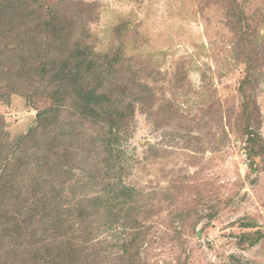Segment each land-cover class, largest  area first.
Wrapping results in <instances>:
<instances>
[{
	"label": "rangeland",
	"instance_id": "374dc122",
	"mask_svg": "<svg viewBox=\"0 0 264 264\" xmlns=\"http://www.w3.org/2000/svg\"><path fill=\"white\" fill-rule=\"evenodd\" d=\"M71 1L78 4L76 16L86 22L83 35L79 27L77 35L73 32L74 21L66 23L69 31L60 30L56 17L54 27L58 28L56 33L50 31V36L60 38L62 34L68 50L83 37L94 52H101L108 60L115 55L132 63L134 59L131 77L137 81L135 99H144L143 104L134 102V126L130 125V138L125 142L131 166L127 164V175L122 177L133 195L126 205L120 200L113 209L118 214L112 226L114 236L108 230L103 235L109 251L114 252L130 237L129 228L121 236L122 226H129L122 218L127 207L139 201L148 214L145 225L150 227L147 244L139 253L141 264H264V49L251 54L261 69L255 83L249 84L239 76L240 69L225 46L228 32L239 29L227 25L225 12L232 2ZM58 2L60 5L64 0H48L46 4ZM236 2L250 14L264 13V0ZM257 18L255 15L254 20ZM260 24L252 30L264 35V20ZM9 25L6 23L4 29ZM42 30L43 25L39 38L45 37ZM47 49L54 51L52 45ZM3 51L0 43V55ZM8 81L0 78V137L11 151L19 146V153L23 150L29 156L35 149L30 135L40 132L36 128L38 115L45 105L28 94L15 93L18 89L11 90ZM240 83L244 91L239 90ZM63 115L67 119V114ZM72 122L74 131L81 130L78 120ZM70 130L67 127L62 133L70 134ZM60 139L56 136L48 148L51 165L61 156L71 162V156L63 154L66 147ZM256 149L260 154H255ZM66 168L54 179L47 172L51 168L43 166L41 171L47 183L41 184L46 195L41 196L40 211L53 212L59 218L65 216L66 207L59 199L63 193H71L68 189L75 181L71 185L65 182ZM52 181L59 184L51 190ZM0 196L8 198V191ZM13 197L17 196L8 198L9 207L14 205ZM0 213L4 216L0 236H5L0 238L1 254L2 248L12 250L17 245L12 244L9 233L21 228L22 221L17 224L12 213L2 209ZM25 224V230L35 229L29 221ZM112 237L119 241L115 249ZM23 248L27 251L30 246L21 243ZM110 256L105 257L113 264L115 255Z\"/></svg>",
	"mask_w": 264,
	"mask_h": 264
},
{
	"label": "trees",
	"instance_id": "16d2710c",
	"mask_svg": "<svg viewBox=\"0 0 264 264\" xmlns=\"http://www.w3.org/2000/svg\"><path fill=\"white\" fill-rule=\"evenodd\" d=\"M47 1L0 0V43L4 49L0 55V78H8L10 89H18L15 93L28 94L45 105L38 115L36 128H40V132L30 135L35 148L33 154L27 156L23 150L19 153V146L11 151L0 137V168L3 169L0 194L7 190L8 198L17 196L13 197L15 202L10 207L11 200L0 196V209L6 214L12 213V217L18 219L17 224L22 221L24 230L17 227L9 233L13 237L12 244L17 245L12 250L1 249L0 264H109L106 257L110 258V254L115 255L113 264H141L139 253L147 244L150 227L145 225L148 214L139 201L127 207L122 218L129 226H122L121 236L123 230L131 231L124 244L115 249L119 241L112 237L115 251L110 252L108 239L103 236L106 230L112 234V226L117 223L114 207L120 200L126 205L133 195L124 185L122 176L127 164L131 166L130 150L125 142L130 138V125L134 126L132 107L135 101L143 104L144 100L135 99L137 81L131 76L136 62L133 58V63L131 59L123 61L119 58H123L122 55L108 60L101 52H94L83 37L77 38L73 50H68V42L62 34L60 38L49 34L53 29L56 33V17L60 19V30L69 31L66 23L74 21L76 35L78 27L83 35L86 22L76 16V2L64 0L54 5L46 4ZM230 2V10L225 12L231 21L226 19L227 25L230 29H239L228 32L225 46L232 53L233 64L240 69L239 76L249 84L255 83L261 68L251 54L264 49V35L252 28L257 30L261 26L264 13L253 11L250 14L245 7L237 5L236 0ZM7 9L9 12L5 14L3 11ZM6 23L10 25L4 29ZM41 25L44 39L39 38ZM50 45L54 51L47 49ZM243 89L240 83L239 90ZM63 113L67 114V119ZM77 120L81 130L74 131L71 124ZM67 124L71 127L70 134L62 133ZM84 126L86 129L82 130ZM56 136L61 138V144L66 147L63 154L70 155L71 162L62 156L52 165L49 162L52 153L48 148ZM20 142H16L17 145ZM255 154H260V150L256 149ZM43 166L47 170L51 168L50 172L46 170L50 179L67 167L65 182L70 181L71 185L75 180L68 189L71 193L68 196L63 193L59 199L66 205L63 208L66 217L40 211L41 196L46 195L41 184L47 183V179L41 177ZM52 182L51 190L59 184ZM3 217L0 213V219ZM27 221L35 229L25 230ZM30 232L32 236L28 235ZM0 238L5 236L2 234ZM21 243L30 248L21 249Z\"/></svg>",
	"mask_w": 264,
	"mask_h": 264
}]
</instances>
